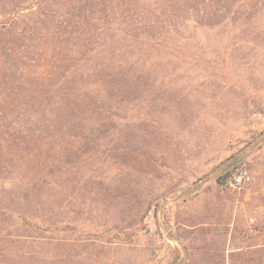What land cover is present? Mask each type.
<instances>
[{"label":"rangeland","instance_id":"1","mask_svg":"<svg viewBox=\"0 0 264 264\" xmlns=\"http://www.w3.org/2000/svg\"><path fill=\"white\" fill-rule=\"evenodd\" d=\"M23 1L0 0V26ZM193 8L173 56L96 104L67 77L65 7L0 36L22 45L0 51V264H264V0Z\"/></svg>","mask_w":264,"mask_h":264},{"label":"trees","instance_id":"2","mask_svg":"<svg viewBox=\"0 0 264 264\" xmlns=\"http://www.w3.org/2000/svg\"><path fill=\"white\" fill-rule=\"evenodd\" d=\"M27 1L11 5L7 22L1 23L0 36L10 32H19L17 36L23 35L26 22L22 23L19 30L18 18L24 22L36 14L49 16L54 6L65 7L67 12L59 15L61 22L56 28L59 35L67 34L69 41H75L73 52L79 56L75 61L73 58L67 77H71L73 82L80 80L77 78L91 82L90 85L96 89L89 91L91 99L85 101L94 104L99 98L97 90L118 87L119 80L129 77L137 61L172 55L168 47L184 41V8L188 2H193L198 9L193 8L192 13L197 12L196 15L200 13L201 7L205 10L212 5V0H67L65 4H62L64 0ZM34 7H37L36 13L22 14ZM2 45L0 51H9L10 56L22 51V45L19 44L17 50L7 43ZM38 52L46 53L42 48ZM94 94L95 99L92 101ZM77 109L80 106L75 105L71 111ZM7 127H2L0 137ZM34 132H39V129ZM15 134L11 131L8 137ZM232 163L225 161L212 169L216 171L215 182L219 186H225L232 177Z\"/></svg>","mask_w":264,"mask_h":264},{"label":"built area","instance_id":"3","mask_svg":"<svg viewBox=\"0 0 264 264\" xmlns=\"http://www.w3.org/2000/svg\"><path fill=\"white\" fill-rule=\"evenodd\" d=\"M243 179H244L243 177H240V178L235 179V182H236V183H234V184L231 183L230 186H231V187H238V188H239L240 184H242V182H243ZM228 182H229V181H228ZM228 182H227V184H228ZM244 183H245V181H244ZM227 184H226V185H227Z\"/></svg>","mask_w":264,"mask_h":264}]
</instances>
